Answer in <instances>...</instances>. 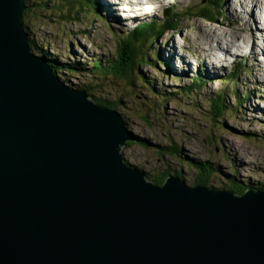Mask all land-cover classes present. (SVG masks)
<instances>
[{
    "label": "water",
    "instance_id": "water-1",
    "mask_svg": "<svg viewBox=\"0 0 264 264\" xmlns=\"http://www.w3.org/2000/svg\"><path fill=\"white\" fill-rule=\"evenodd\" d=\"M0 0V264H264V192L154 184L120 115L31 53Z\"/></svg>",
    "mask_w": 264,
    "mask_h": 264
},
{
    "label": "rangeland",
    "instance_id": "rangeland-1",
    "mask_svg": "<svg viewBox=\"0 0 264 264\" xmlns=\"http://www.w3.org/2000/svg\"><path fill=\"white\" fill-rule=\"evenodd\" d=\"M113 1L118 4H114V7L121 15V25L103 17L100 0L89 1L94 4L96 12L84 5V0H27L28 5H35L31 9L38 12L29 23V37L36 46L33 52L38 56L48 54L61 64L77 62L84 66L78 70L79 73L60 72L57 76L73 88L88 86L94 98L116 106L115 111L126 124L127 131L137 139L134 143L125 144L121 151L122 157L150 177L169 171L171 175H179L187 185L193 186L197 173L190 160H199L209 162L212 167L208 186L220 189L225 183H235L244 188L245 192L249 186L261 182L264 178V143L261 141L264 140V59H261V69L259 61H255L250 51L255 42L258 46L261 43L264 46V40L254 41L245 37L250 31L243 25L242 20L249 13L248 8L253 1L264 4V0H244L247 10L244 14L239 12V0ZM121 1L124 4H120ZM136 1L141 2L137 5L140 12L135 10ZM151 2L156 11L149 9ZM40 4L44 5L43 11L37 7ZM204 6L213 13L214 22L191 17ZM170 7L182 14L177 30L174 33L166 31L158 38H147L144 44V50H149L148 58L156 68L145 65L135 70L133 86L127 85L124 80L114 79L111 75L100 74L96 78L94 73H90L93 62L99 61L101 66H106L109 60L114 59L116 39L128 34L135 25L151 21L163 24L164 14ZM68 10L71 14L67 19L65 16ZM263 13L264 6L254 10L258 18L264 19ZM126 15H131L129 20ZM262 19L260 24L256 22L251 28L256 37L259 36L256 33L259 27H264ZM243 27L246 28L244 32ZM211 37L215 38L214 42L221 44L220 48L229 47L231 55L238 52L241 54L236 58L229 57L230 60L226 63H220L222 66L225 64V67H222L221 72L218 70L220 74L214 76L215 79L209 81L205 77L204 69L210 74L214 58L200 54L207 55L212 52V40H209ZM243 41L245 45L242 44ZM231 44L235 46L231 47ZM255 49L258 52L256 46ZM223 50L226 52V49ZM243 52L249 55L242 59ZM181 58L188 61L189 67L184 65L185 61L181 62L183 65H179L177 59ZM240 59L244 67L241 68L239 76L232 82L227 81V74L236 65L239 67L240 64L234 63ZM141 76L147 79L150 88L145 87ZM194 77L203 80L201 91L188 98H175L173 94L190 84V79ZM218 94L224 95L226 103L231 107L236 106L238 98L242 103L235 110L236 114L228 110L224 118L219 119L220 123H214L207 106L210 97ZM138 139L146 143H140ZM173 143L178 152L163 155L160 148Z\"/></svg>",
    "mask_w": 264,
    "mask_h": 264
},
{
    "label": "trees",
    "instance_id": "trees-1",
    "mask_svg": "<svg viewBox=\"0 0 264 264\" xmlns=\"http://www.w3.org/2000/svg\"><path fill=\"white\" fill-rule=\"evenodd\" d=\"M89 1L90 0H84V5L86 4V6H89L91 11L93 10L96 12L97 10L94 7V4H91ZM25 6H26V9L24 10L22 14V22L25 27L24 31L27 33L28 46L31 50V53L38 56L37 54L33 52V48H36L35 42L31 40L29 37V23L31 20H33V18H35V15H38V12H36L37 11L36 9L34 10L31 9V7H35V5L34 4L32 6L28 5L27 0H25ZM37 7L41 11H43L44 5L40 4ZM171 8L172 7L167 9L168 10L167 13L165 12L164 14L165 18H164L163 24L160 25V24H156L155 22L151 21L150 23L145 22L141 25H135V27H133L128 32V34L116 39L117 46H116L114 59L109 60L106 66H101L99 61L93 62L92 63L93 69L90 70V73H94V76L96 78H99L100 74L111 75L114 79L124 80L127 85L133 86L134 78H135L134 77L135 70H138L139 67H144L145 65H148V66L151 65L153 68H156V65L153 64L152 61L148 58L150 55L149 50L148 49L144 50V44L147 38H150L152 36H155V38H158L160 37V35L164 34L166 31H171L174 33L177 30V25L180 21V17L182 16V14H180V12L173 11ZM70 10L71 11L73 10L72 7L70 8ZM70 10H68V14L65 16V18L67 19H68V16H70L71 14ZM200 11L195 14H192L191 17L195 16V17H200L202 19H205L207 21H212V22L215 21L213 19V13L210 12L208 7H205V6L201 7ZM39 57L47 60L49 69L52 71V74L56 76L57 78H58L57 75L60 72L71 74L77 71L79 73L80 71L78 70L84 68L82 64H78L77 62H72L69 64L58 63L54 58H50V55L47 54L45 56V53L39 55ZM242 65H243V62L240 61L239 67L235 66L234 69L231 70L229 74H227L226 80L229 82H232L233 80H235L239 76L241 68L244 67V65L243 66ZM58 79L62 81L60 78ZM141 80L144 82L146 88L151 87L150 83L147 81L145 77L141 76ZM190 81H191L190 84L181 87L180 91L173 94V96L175 98H182L183 96H185V98H188L191 95H195L199 93V91H201L204 85L203 80L200 77H194V78H191ZM69 86L73 88L71 85ZM74 89H77L78 91H84L88 95L89 99L99 106H103L105 108L112 109L114 111L117 110L116 106H114L112 103L105 101V100L94 98V95L92 94L91 90L86 85L84 87L75 86ZM148 91L150 92L149 89ZM246 98L248 99V96H246ZM159 99H163V97H159ZM116 103H119V102L117 101ZM241 103L242 101L238 98V102L235 103L236 106L231 107L230 105L226 103V99L224 98V95L218 94L216 96L210 97L208 101L207 109H208V113L211 115L210 117L213 118V122L220 123L219 119H223L225 114L228 112V110H232L234 111V114H236L235 110L241 106ZM261 141L264 143V140H261ZM139 142L143 144L146 143L143 140H139ZM160 151H162L163 155L165 153L175 154L178 152V148L173 143L170 146L160 148ZM190 163H192L196 167V173H197V176L193 180V186H204V187L214 188L212 186H208L209 185L208 181L212 177V169H211L212 167L209 166L210 163L207 161L201 162L199 160H190ZM145 175L147 179L152 181L154 184L161 185L164 183L166 178L171 174L169 173V171H165L157 175H152L151 177L147 174ZM174 176L179 177V175H174ZM214 189H217V188H214ZM218 190H229L231 192L238 193L239 195L244 194L243 193L244 188L242 189V187H240L238 184H235V183H228V184L225 183L224 186ZM248 190L252 192H264V178L261 180V182L254 184V186H249L246 191Z\"/></svg>",
    "mask_w": 264,
    "mask_h": 264
},
{
    "label": "bare ground",
    "instance_id": "bare-ground-1",
    "mask_svg": "<svg viewBox=\"0 0 264 264\" xmlns=\"http://www.w3.org/2000/svg\"><path fill=\"white\" fill-rule=\"evenodd\" d=\"M97 2V1H96ZM105 2H107V3H105ZM161 1H159V3H160ZM124 4V2L123 1H121L120 2V4ZM127 3V2H126ZM131 3V2H130ZM237 3V2H236ZM100 4L103 6L102 7V10H103V17H105L106 19H108L110 22H112V23H115L116 25H121L122 24V20H121V18H120V13H118V12H116V10H115V8L116 7H114V4H116V5H118L117 3H115V1H113L112 2V0H100ZM135 4H136V6L137 5H140L141 4V2H139V1H136L135 2ZM148 4V3H147ZM152 4H153V2H151V3H149V9H151V10H155L156 11V9L154 8V7H152ZM132 5V4H131ZM97 6V5H96ZM99 6V5H98ZM230 6V5H229ZM238 6H239V12H241V13H245L247 10L245 9V7H246V5H244V0H239L238 1ZM263 7L264 6V4H261L260 2L258 3V2H256V1H253L252 2V4H251V6L248 8L250 11H249V13L247 14V16L245 15V19H241L242 20V22H243V25L247 28V30H249L250 31V34H248V35H246L245 37H248V38H250V40H254V41H263L264 40V35H263V33H264V27H262V25H261V27H259V31H256V33H258L259 34V36L258 37H256V36H254V32L252 31V27H254V24H256V22L258 23V24H260V21H261V19H262V17H260V18H258L255 14H254V10L255 9H258L259 7ZM129 7V6H128ZM92 8V7H91ZM117 8H119V7H117ZM129 11H130V8H127ZM123 10V9H122ZM135 10H136V12H140V9H139V6H137L136 8H135ZM234 11V9H231V11ZM128 12V11H127ZM258 12V11H257ZM135 13V12H134ZM234 13V12H233ZM233 13H232V15H233ZM253 13V14H252ZM236 14V13H235ZM264 14V13H263ZM119 15V16H118ZM255 15V16H254ZM132 16H135L134 14L132 15ZM102 16H100V18H101ZM131 17V15H126V19L127 20H129V18ZM247 17V18H246ZM142 18V16H140L139 17V19H141ZM123 19V18H122ZM107 20V22H109ZM235 20H239V19H236L235 18ZM262 20H264V19H262ZM130 21H133V20H130ZM262 24V23H261ZM245 27H243L242 28V30H243V32L244 31H246V28ZM25 28V27H24ZM257 29V28H256ZM255 30V29H254ZM220 35H221V33H220ZM219 35V36H220ZM263 35V36H262ZM211 36V35H210ZM209 36V37H210ZM218 36V38H222V37H219ZM223 36V35H222ZM261 36V37H260ZM224 37V36H223ZM217 38V39H218ZM214 37L212 38H210L209 40H212V42H211V44H212V52L211 53H208L207 55L206 54H200L201 56H208V55H211L213 58H214V60H213V62L211 63V72H210V74L207 72V70H206V68L204 69V73H205V77L210 81V80H213V79H215L217 76H218V74H220L219 73V71L221 72L222 71V67L224 68L225 67V64H223V66L222 65H220V63L222 64V63H224V62H227V61H229L230 59H229V57H231V56H233V55H231L232 53H230V48L229 47H224V46H221L223 49H226V52L228 53H226L222 48H220V43H218L217 41H215L214 42ZM201 41L202 40H204V39H200ZM209 40H208V42H209ZM205 41V40H204ZM214 44H216V45H214ZM232 44H234V43H232ZM230 45L231 47H234L233 45ZM242 44H244L245 45V42L243 41V43ZM254 46H256L257 47V49H258V52H256V49L254 50ZM227 48H229V49H227ZM244 49H247V48H244ZM31 51V50H30ZM247 52H248V50H247ZM247 52L245 53V55L247 56V55H249V54H247ZM176 53V52H175ZM219 53H221V55L223 56V58H221V59H218V57H217V55L219 54ZM239 53V52H238ZM237 53V54H238ZM250 53L252 54V56L256 59L255 61H259L258 62V65H259V67L262 69V65H261V59H264V46H263V44L261 43V45L260 46H258V44H256V42L254 43V45H253V48L251 49V51H250ZM170 55V54H169ZM194 55V54H193ZM199 55V57H201ZM261 55V57H259ZM168 57V56H167ZM174 57V56H173ZM176 57L178 58V54L176 55ZM244 57V56H243ZM171 58V57H170ZM203 59V58H202ZM226 59V61H224ZM178 61H179V65L181 64V62L182 61H185V64L184 65H186V67H189V64H188V61L187 60H184L183 58H181L180 60L179 59H177ZM252 60H253V58H252ZM174 62V61H173ZM181 65H183V64H181ZM210 66V65H209ZM218 66V67H217ZM174 67H175V65H174ZM205 67H207V66H205ZM264 68V67H263ZM219 70V71H218ZM218 71V72H217ZM217 75V76H216ZM214 76H216V77H214ZM122 151V150H121Z\"/></svg>",
    "mask_w": 264,
    "mask_h": 264
}]
</instances>
